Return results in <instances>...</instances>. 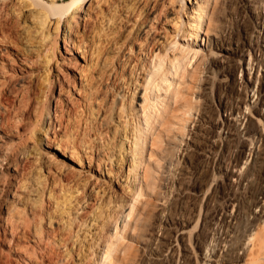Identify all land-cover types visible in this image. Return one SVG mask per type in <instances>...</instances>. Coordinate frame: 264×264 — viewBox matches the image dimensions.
<instances>
[{
  "label": "bare ground",
  "instance_id": "6f19581e",
  "mask_svg": "<svg viewBox=\"0 0 264 264\" xmlns=\"http://www.w3.org/2000/svg\"><path fill=\"white\" fill-rule=\"evenodd\" d=\"M260 1V31L255 38L264 40V0ZM172 2H161L153 10L155 0H0V111L7 115V123L0 127V228L10 239L21 236L28 241L20 264H101L102 255L111 251L106 246L110 229L123 210L143 193L150 192L154 200L165 198L162 182L170 184L174 157L188 151L182 143L192 107H185L188 116L174 129L179 138L169 128L167 148L149 150L148 138L162 113L156 111L160 98L149 103L147 90L168 91L173 85L174 80L167 83V71L185 55L173 56L164 67L160 54L166 55L163 52L180 32L194 43L204 33L206 45L209 29L217 22L213 14L218 0H177L175 8ZM198 46H189L194 56ZM261 63L256 68L247 64L250 84L240 85L246 108L259 86L260 113ZM6 94L12 96L10 104L3 99L7 105L1 102ZM240 103L226 109L245 136L250 128L241 129L247 116ZM31 115L35 123L38 119L43 124L39 143L47 151L11 139L17 124ZM153 138L152 147L163 143L156 144ZM252 141L248 156L255 154ZM223 169L232 173L238 186L247 181L248 172ZM259 194L264 195V181ZM226 207L223 213L214 209L205 219L210 226L207 234L192 235L202 247L194 264H264V198L250 204L251 220L239 217L237 197H231ZM152 217V210L145 214L140 239L145 232L153 235ZM164 221L167 226L156 228L160 239L169 241L174 221L169 216ZM178 221L176 236L184 234L178 238L183 264H193L185 230L193 219ZM94 254L96 259L90 262ZM154 259L164 262L161 254ZM127 261L138 264L135 254Z\"/></svg>",
  "mask_w": 264,
  "mask_h": 264
},
{
  "label": "rangeland",
  "instance_id": "374dc122",
  "mask_svg": "<svg viewBox=\"0 0 264 264\" xmlns=\"http://www.w3.org/2000/svg\"><path fill=\"white\" fill-rule=\"evenodd\" d=\"M156 1L158 4L156 3L153 10H157L161 2L166 3L169 0ZM177 3V0H173L171 7L175 8ZM260 4L259 0H256L255 3L254 0H218L213 14L217 22L214 27H211L212 30L209 29L211 32L207 34L205 46L203 43L204 33L202 39L200 40L199 37L198 43H194L191 38L188 40L183 38V34L180 32L175 38V43L163 52L166 55L162 56V53L158 52L164 67L168 66L169 60L173 56L177 57L182 54L185 56L179 61L176 59L172 69L165 68V71L168 70L169 74H172V76L169 75L167 71V83L174 80L173 85L169 90L167 89L168 91L162 87H157L158 90L156 88L154 91H151V88L147 90L149 103L160 98L159 101L161 104L163 102L164 106L163 108L161 104H158L157 108L159 109L156 108L157 113L160 111L159 115L162 114L158 115V119L154 121V129L148 138L147 147L149 150L157 149V147L166 149L165 141L168 140L165 136L166 131L170 128L171 134L178 133V130L174 129H178L176 127L180 125L178 122L181 118L188 116L184 111L188 105H191L192 109L189 112V119L185 123L186 131L182 143H186L188 151L180 153V155L177 153V156L174 157V165L169 170L173 175L170 184L164 186L162 182L161 192L165 193V198L159 197V200H154V195H148L150 192L143 193V196L132 201L133 205L131 204L123 210L118 221L110 229L111 236L106 246L110 245L111 251L107 255L105 253L102 255L101 264H132L127 261L129 254L136 255L138 264H159L154 259L157 254L163 255L164 262L161 264H183L182 242L178 238L184 234L177 237L176 232L181 228L178 220L188 217L193 219V223L185 230L189 231L187 241L190 248V260L194 264L199 260L202 247H198L192 235L202 236L208 233L210 226L206 225L205 219L214 209L223 213L228 209L226 205L229 199L237 197L240 204L239 217H250V220L253 217L254 213H249L250 204L256 198H264V195L259 194L260 182L264 181V173L261 172L264 170V112L260 113L259 105L256 104L259 86H255V97L251 99L247 108L244 105L246 97L242 86L246 83L250 84L247 74L249 65L247 64L252 62L253 68H256L259 61L264 63V40L256 39L259 36V16H262ZM168 8L165 12L170 15V12L167 11ZM210 10L212 11L211 7ZM167 30L170 29L167 28ZM259 44L260 46H258ZM57 45L59 50L63 51L62 42L58 41ZM197 45H199L200 51L197 56H194L193 52L189 50V46ZM262 63L259 70L261 77L264 75V64ZM175 68L177 71H174ZM240 85H242L241 88ZM143 92L142 90L141 94ZM155 94H158L159 97H156ZM11 98L10 94H6L4 98L2 97L1 102L7 105L6 102L10 100L8 102L10 104ZM237 102H241V110L247 116L241 129L244 126L250 128L249 135H242L233 121L229 120L231 118L230 111L226 108L232 107ZM39 105L38 107L41 108ZM33 116L29 117L30 120L27 118L17 124V132L11 135V139L20 146L27 145L32 149L39 146L43 151H47L39 143L43 124L38 119L39 122L35 123ZM6 117L5 111L2 109L0 111V127L7 123ZM10 121L8 120V122ZM180 123H183V119ZM44 126H46L45 123ZM172 128L173 130H171ZM153 137H156L154 143L156 141H163V143L152 147L150 143L153 141ZM177 138H179V134H177ZM250 140H253L251 147H255L254 156L252 153L248 156ZM157 142L156 144H158ZM182 147L186 148L184 145ZM43 151L40 150L41 153ZM223 168L241 170L242 173L248 172L247 181L238 186L236 178L231 177L232 173H225ZM160 171L162 173L166 170ZM163 176L169 175L166 172ZM1 200L2 193L0 194ZM151 210L153 217L150 224L154 230L153 235L145 232L144 237L140 239L141 223L145 214ZM229 210H231L230 207ZM255 210L256 213H259L260 208ZM162 211H164L163 216H161ZM165 215L172 217L174 221L171 225L169 241L160 239L158 233L161 231L156 228L159 225L167 226L164 221ZM214 228L216 229L217 225ZM27 245L28 241L25 238L17 236V238L10 239L8 232L6 231L3 235L0 228V264H20L21 257L25 251H28L29 245ZM93 259H96V254L93 255L90 262Z\"/></svg>",
  "mask_w": 264,
  "mask_h": 264
}]
</instances>
